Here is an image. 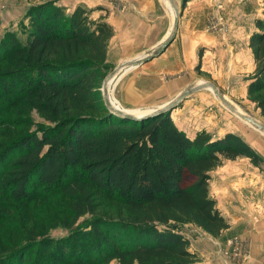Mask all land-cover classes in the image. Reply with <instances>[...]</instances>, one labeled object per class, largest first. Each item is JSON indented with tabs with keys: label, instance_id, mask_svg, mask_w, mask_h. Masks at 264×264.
Masks as SVG:
<instances>
[{
	"label": "trees",
	"instance_id": "1",
	"mask_svg": "<svg viewBox=\"0 0 264 264\" xmlns=\"http://www.w3.org/2000/svg\"><path fill=\"white\" fill-rule=\"evenodd\" d=\"M28 1L26 41L11 33L0 41V64L16 58L14 70L0 72V87L49 125L0 146V211H8L0 229L15 232L18 222L25 230L31 216L18 207L60 195L71 206L70 234L40 240L26 232L24 243L0 248V264L197 263L179 227L192 224L214 238L230 228L210 195L212 172L238 158L262 167L263 157L233 133L190 139L170 113L140 122L112 114L99 86L111 70L113 27L83 6L68 14L59 0ZM256 28L250 96L264 91V19ZM258 108L264 114V100ZM5 239L0 233V246Z\"/></svg>",
	"mask_w": 264,
	"mask_h": 264
},
{
	"label": "crops",
	"instance_id": "2",
	"mask_svg": "<svg viewBox=\"0 0 264 264\" xmlns=\"http://www.w3.org/2000/svg\"><path fill=\"white\" fill-rule=\"evenodd\" d=\"M62 1L61 4L71 13L81 4V1L76 2L70 7ZM86 1L89 8L97 9L93 12L94 19H103L114 29L108 48V64L113 69L157 49L171 34L174 14L166 0L161 1L162 5L157 0ZM212 3V0H190L180 18L175 41L160 56L126 74L133 72L132 78L128 75L129 77L124 78L126 81H122L124 91L131 89L130 82L134 75L140 74L144 79L150 80L147 90L141 89L135 94L138 105L149 106L151 109L162 107L176 99L182 89L188 87L187 78L182 76L192 75L193 68L199 62L203 68L211 67L205 71L214 73L222 71V61L225 62L224 59L228 60L231 56V68L236 66L237 75L241 69L242 72L245 71L243 63H240L242 54L246 53L244 35H240L239 26L237 32L228 37L211 32L207 21L212 13ZM200 50L204 55L202 62L197 59ZM116 84L110 86L111 96ZM210 187L211 198L217 202V208L229 221L230 228L218 239L211 236L209 239L204 233L206 237L203 238L211 242H196L193 245L202 257L198 264H234L220 256V251L228 249L234 240L241 243L244 256H250V259L243 261L242 253L236 264H264L262 167H256L248 158L226 161L212 172Z\"/></svg>",
	"mask_w": 264,
	"mask_h": 264
},
{
	"label": "rangeland",
	"instance_id": "3",
	"mask_svg": "<svg viewBox=\"0 0 264 264\" xmlns=\"http://www.w3.org/2000/svg\"><path fill=\"white\" fill-rule=\"evenodd\" d=\"M61 1L62 0H59L58 5L64 7L61 4ZM82 1L84 0H63L62 2L70 7H73L76 2H80L81 4L78 6H83L88 10H97L89 8L88 1ZM157 1L161 4L162 0ZM212 1V13L209 15L207 26L211 32L215 34L220 33L223 37H228L236 33L237 26L240 27V35H244L246 43V53L244 55L242 54V58L240 59V63H243L245 71L242 72L241 69L240 74L237 75L236 66L234 69L231 68L233 62V57L231 56L228 60L224 59L225 62L222 61V71L214 73L205 71V69H211V67L205 66L203 68L202 64L199 62V64L193 68L192 75L182 76L183 78H187L188 87L183 88L179 95L186 89L199 83H213L235 107L239 108L247 116L257 119L264 124V114L258 108L259 102L264 100V91L253 96H250L248 91L251 79L256 74V64L252 50L250 49V40L252 35L257 31V20L264 19V0ZM176 2L183 15V11L187 4L183 5L182 0H176ZM33 3L34 2L28 0H0V41L7 33L16 36L20 42L24 43L26 41L27 36L24 33V27L28 24V21L25 18L28 10L33 6ZM67 13L71 14L69 9H67ZM92 19H94L93 13ZM0 49H2L1 43ZM203 56L204 55L200 50L197 59L202 62ZM15 68L16 58L14 55H10L6 61L0 64V72L11 71ZM114 70L115 69L111 66V70L108 72L107 76ZM132 73L133 72H130L128 74L131 75V78ZM126 74L123 78L118 80L116 86H114L113 96L111 97H113L112 99L115 105L118 108H123L131 112L149 109V106H142L136 103L135 94L141 91V89L147 90L150 80L144 79L140 74L134 75V78L132 79L133 81L130 82L131 89L124 91L123 83L126 81L124 78L128 76ZM105 79L99 86L100 98L104 105L103 84ZM170 114L178 129L184 132L190 139H193L195 135H198L201 132L208 133L213 140H216L217 137L226 133H233L240 136L244 141L256 149V152L264 159V135L230 112L210 90H202L193 94ZM48 125L49 123L44 117L34 110L26 99H17L16 97L15 99L9 98V96L4 93L3 87H0V146L6 144L8 141L15 140L24 134L38 131L42 126ZM262 171H264V164L262 165ZM69 207H71L69 203L64 201L60 195L50 197L49 200L45 202H32L27 208L18 207L19 211L30 214V221L25 223V230H23L18 222H13L17 225L15 232H10L7 231L6 228H1L0 233L6 237L5 241L7 242L6 247H4V245L0 246L1 250H5L6 252L9 251L7 247L18 246L21 243H24L26 239L29 238V236H24V233L26 232H34L36 237L40 238V240L50 238L62 239L68 237L70 234V228L67 227L65 210ZM3 214L7 215L8 211H0V215L2 216ZM38 216H40L41 221H33ZM90 218V215H86L80 220V222L86 224V221ZM31 222L32 224L28 226ZM179 231L190 241V251L196 253L198 256V261L195 264L200 263L202 257L198 251L193 248V245L195 246L196 242H211L203 238L206 237V234L207 238L209 237V239H211L210 235L192 224L179 227ZM129 243H132V238H130ZM242 253L243 256L241 259L243 261L250 259L249 254L244 256L245 254L241 247V243L238 240H234L231 241L228 249L220 251V256L224 257L227 261L230 260L236 264Z\"/></svg>",
	"mask_w": 264,
	"mask_h": 264
},
{
	"label": "water",
	"instance_id": "4",
	"mask_svg": "<svg viewBox=\"0 0 264 264\" xmlns=\"http://www.w3.org/2000/svg\"><path fill=\"white\" fill-rule=\"evenodd\" d=\"M171 2V5L175 11L176 17L173 22V28L171 31V34L169 38L162 43L157 49L139 56L137 58H134L130 61H127L117 67L110 75L107 76V78L104 81L103 84V95H104V102L107 107V109L114 115L129 120V121H135L140 122L144 121L148 118L162 115L166 113H171L174 109H176L179 105H181L187 98L192 96L193 94L202 91V90H209L211 89L213 93L215 94L216 98L220 100V102L229 109L230 112H232L234 115H236L238 118L246 122L247 124L253 126L258 132L264 134V124L258 122L257 120L241 114L226 98V96L219 91V89L210 82H204L201 85H195L188 89H186L184 92H182L176 99H174L172 102L168 103L167 105H164L162 107L153 108L148 113H145L144 115L137 116L135 114L124 112L123 110L115 108L113 106V103L111 101L110 97V86L115 84L120 77L127 71L141 67L145 65L146 63L152 61L156 57L160 56L176 39L177 34L179 32V24H180V17L182 16V11L179 9L176 0H169Z\"/></svg>",
	"mask_w": 264,
	"mask_h": 264
},
{
	"label": "bare ground",
	"instance_id": "5",
	"mask_svg": "<svg viewBox=\"0 0 264 264\" xmlns=\"http://www.w3.org/2000/svg\"><path fill=\"white\" fill-rule=\"evenodd\" d=\"M168 3H169V6L171 7V10H172V12H173V14H174V19H175V17H176V14H175V11H174V9H173V7H172V5H171V2L169 1V0H166ZM173 28V27H172ZM130 71V70H129ZM129 71H127V72H129ZM127 72H125L122 76H121V78L127 73ZM120 78V79H121ZM119 79V80H120ZM203 84V83H202ZM197 85H201L200 83L199 84H197ZM210 91H212L211 89H209ZM213 92V91H212ZM109 93H110V91H109ZM110 97H111V95H110ZM113 97H111V101H112V103H113V106H115V108H117V109H120V110H123L124 112H127V113H131V114H135V115H137V116H141V115H144L145 113H148L149 111H151L152 109H146V110H144V111H137V112H131V111H127V110H125V109H123V108H118L116 105H115V103H114V101H113V99H112ZM228 100V99H227ZM229 101V100H228ZM230 102V101H229ZM170 103V102H169ZM231 103V102H230ZM232 104V103H231ZM233 105V104H232ZM234 106V105H233ZM235 107V106H234ZM241 114H243V115H246L243 111H241L239 108H237V107H235ZM247 116V115H246ZM252 118V117H251ZM240 119V118H239ZM254 119V118H253ZM255 120H257V119H255ZM243 121V120H242ZM258 121V120H257ZM244 122V121H243ZM258 122H260V121H258ZM244 123H246V122H244ZM260 123H262V122H260ZM247 124V123H246ZM263 124V123H262ZM247 125H249V124H247ZM250 127H252V128H254L253 126H251V125H249ZM255 129V128H254ZM256 130V129H255ZM262 134V133H261ZM264 135V134H263Z\"/></svg>",
	"mask_w": 264,
	"mask_h": 264
}]
</instances>
